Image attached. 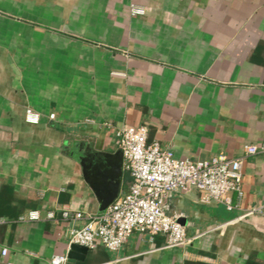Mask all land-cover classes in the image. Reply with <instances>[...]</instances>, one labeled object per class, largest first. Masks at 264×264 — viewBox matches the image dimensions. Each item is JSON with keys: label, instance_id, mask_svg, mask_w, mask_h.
<instances>
[{"label": "crops", "instance_id": "1", "mask_svg": "<svg viewBox=\"0 0 264 264\" xmlns=\"http://www.w3.org/2000/svg\"><path fill=\"white\" fill-rule=\"evenodd\" d=\"M126 125L180 159L257 151L231 208L194 189L169 195L187 245L135 231L70 264H264V0H0V264L68 254L82 222L61 211L100 212L87 178L128 190Z\"/></svg>", "mask_w": 264, "mask_h": 264}, {"label": "built area", "instance_id": "2", "mask_svg": "<svg viewBox=\"0 0 264 264\" xmlns=\"http://www.w3.org/2000/svg\"><path fill=\"white\" fill-rule=\"evenodd\" d=\"M134 14H143L144 8L130 6ZM54 114L50 118H54ZM28 120L37 122V114ZM126 168L133 182L104 211L81 212L65 208L61 219L81 221L68 228L69 244L93 249L99 245L117 251L135 231L165 237L166 246H184L190 242L185 226L166 211V201L173 192L197 190L202 200L217 201L231 208V194L242 193L245 155L256 153L257 148L245 146V155L230 157L218 154L210 159L190 160L177 158L169 148L148 141L145 126L126 125L117 131ZM54 218V212L47 214ZM38 211L29 213V220H38ZM7 249H3V254ZM50 264H70L67 253L54 254Z\"/></svg>", "mask_w": 264, "mask_h": 264}, {"label": "water", "instance_id": "3", "mask_svg": "<svg viewBox=\"0 0 264 264\" xmlns=\"http://www.w3.org/2000/svg\"><path fill=\"white\" fill-rule=\"evenodd\" d=\"M86 156H88L87 153H84V154L79 156V159L81 161L82 166H84V160H85ZM116 156L118 157L119 161L121 162V160L123 159V153H122L121 147L116 152ZM84 173H85V171H84ZM87 180L94 187L97 196L101 200L100 211H104L119 195V184L114 183L111 186V188L109 187V189H107L103 192V190H101V188H100V185H99L100 183L98 184V186H95L94 183H92L89 178H87ZM110 183H112V182H110ZM88 251H89V249L86 246H82L79 244H72L71 248L68 252L69 261L73 262L76 259L83 260Z\"/></svg>", "mask_w": 264, "mask_h": 264}, {"label": "trees", "instance_id": "4", "mask_svg": "<svg viewBox=\"0 0 264 264\" xmlns=\"http://www.w3.org/2000/svg\"><path fill=\"white\" fill-rule=\"evenodd\" d=\"M148 141L150 142V141H151V139H150V138H148Z\"/></svg>", "mask_w": 264, "mask_h": 264}, {"label": "rangeland", "instance_id": "5", "mask_svg": "<svg viewBox=\"0 0 264 264\" xmlns=\"http://www.w3.org/2000/svg\"><path fill=\"white\" fill-rule=\"evenodd\" d=\"M179 222L181 223V220H179Z\"/></svg>", "mask_w": 264, "mask_h": 264}]
</instances>
